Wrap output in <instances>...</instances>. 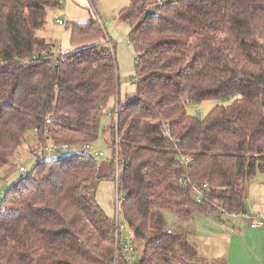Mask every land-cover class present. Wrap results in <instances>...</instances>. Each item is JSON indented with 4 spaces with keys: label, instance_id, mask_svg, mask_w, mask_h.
I'll return each instance as SVG.
<instances>
[{
    "label": "trees",
    "instance_id": "16d2710c",
    "mask_svg": "<svg viewBox=\"0 0 264 264\" xmlns=\"http://www.w3.org/2000/svg\"><path fill=\"white\" fill-rule=\"evenodd\" d=\"M58 2L0 0V180L27 135L38 144L34 166L0 200V264L114 263V222L96 201L104 176L80 149L109 111L137 264H200L163 211L185 222L244 212L246 186L264 174V0H131L118 17L131 27L137 84L123 93L115 47L94 17L68 23L71 48L55 56L41 31ZM232 96L203 118L187 112ZM47 144L70 150L40 158ZM113 172L109 162L105 178Z\"/></svg>",
    "mask_w": 264,
    "mask_h": 264
},
{
    "label": "rangeland",
    "instance_id": "374dc122",
    "mask_svg": "<svg viewBox=\"0 0 264 264\" xmlns=\"http://www.w3.org/2000/svg\"><path fill=\"white\" fill-rule=\"evenodd\" d=\"M63 3L53 10V14H48L47 28L53 33V37L57 48L56 54L60 53L62 49V42L66 35V27L57 25L58 20H67L70 24L82 23L94 17L90 9L89 0H61ZM131 0H95V5L100 10V22L104 28L105 35L111 40L112 45L116 50V58L120 72L121 93L126 88H131L133 79L135 77L134 52L128 43V35L131 31L129 24L119 20V12L130 4ZM67 11L70 14H65ZM64 49V48H63ZM237 96H232L221 101H206L198 105L189 106L188 114L197 118L205 117L209 111L216 105H228ZM198 109L201 113H197ZM111 123L110 111L104 115L100 121V134L96 142L89 145V153L103 152L105 160H109L112 157V150L110 145L106 144V134L108 126ZM116 135L114 140H116ZM26 141L19 149V151L12 158L11 164L7 165L2 174L0 180V200L4 197L6 191L16 182L19 181L21 174L20 167H24L26 170H30L35 162L36 158L31 150H37V141L33 134H29L26 137ZM30 148V149H29ZM100 175L104 177L98 184L96 192V201L100 208L104 211L106 216L110 219H114V205L116 197L115 181L113 179L105 178L109 175V167L107 162H102L98 167ZM257 180V179H253ZM252 180V181H253ZM164 219L167 223L166 230L174 232H185V223H183L175 214L170 211H163ZM232 219V218H230ZM234 220V219H233ZM236 220V219H235ZM183 229L185 231H183ZM139 248H142L141 243H137ZM178 264V263H175Z\"/></svg>",
    "mask_w": 264,
    "mask_h": 264
},
{
    "label": "crops",
    "instance_id": "0c3cea01",
    "mask_svg": "<svg viewBox=\"0 0 264 264\" xmlns=\"http://www.w3.org/2000/svg\"><path fill=\"white\" fill-rule=\"evenodd\" d=\"M53 10H49L48 14H53ZM65 14L70 12L67 11ZM63 21L67 26L69 22ZM47 25L41 31V35L54 44L53 53L57 57L71 48L68 43L69 31H66L62 42L64 49L60 48V53L56 54V41ZM57 25L66 27L58 23ZM104 162H107L109 167V160ZM253 179L246 186V211L264 215V174H257ZM182 222L185 223L186 230L183 229L185 232L182 233L195 244L200 264H264V223L252 228L244 220L227 217L220 220L209 214L196 215L192 221Z\"/></svg>",
    "mask_w": 264,
    "mask_h": 264
},
{
    "label": "built area",
    "instance_id": "2783aa9c",
    "mask_svg": "<svg viewBox=\"0 0 264 264\" xmlns=\"http://www.w3.org/2000/svg\"><path fill=\"white\" fill-rule=\"evenodd\" d=\"M62 1L59 0L58 4L59 6L62 5ZM90 9L92 11V14L94 15V18L97 20V22H100V10L95 5V0H89ZM58 24L66 26L65 22L63 20H58ZM43 55H46L44 52ZM137 84V79H133L132 86H135ZM197 113H201L200 110H195ZM118 115L115 114V120L117 122ZM163 135L165 138H170V125L169 123L163 124ZM117 142L118 139L116 137V143H115V149L112 154L111 159H109V162L113 164L114 172H113V180L115 181V187H116V197H115V205H114V226H115V238L119 242V251L115 253V259L113 264H117V257L120 254L122 264H137L141 258L140 253L137 251V248L134 245L133 241V235L132 232L123 216L122 213V204L124 202V196L120 191V176L126 166L125 162L119 158L118 156V149H117ZM81 151L84 152L86 155L90 156L92 160L95 162V164L99 167L102 162L105 161V155L103 152H93L89 153V145L84 144L80 147ZM70 150V147L67 145H61L60 147L47 144L44 147V151H39L38 156L40 158H46V159H56L59 157V152H68ZM192 158L189 156H185L183 154L179 153L178 156V162L183 167H188L191 163ZM19 171L21 174L26 172V169L24 167H20ZM206 188V185L203 186V190ZM197 189L196 187H193L192 191L195 194V200L200 201L202 197H204V191ZM221 213L224 217L232 218V219H238V220H244L248 223V225L252 228L258 227L261 224L264 223V215L257 213V212H240V213H227L224 210H221Z\"/></svg>",
    "mask_w": 264,
    "mask_h": 264
}]
</instances>
